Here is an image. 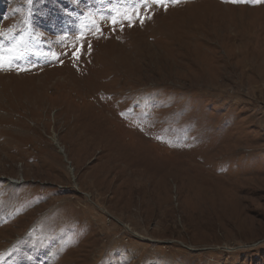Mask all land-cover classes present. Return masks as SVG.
<instances>
[{
  "label": "rangeland",
  "instance_id": "rangeland-1",
  "mask_svg": "<svg viewBox=\"0 0 264 264\" xmlns=\"http://www.w3.org/2000/svg\"><path fill=\"white\" fill-rule=\"evenodd\" d=\"M0 264H264V0H0Z\"/></svg>",
  "mask_w": 264,
  "mask_h": 264
},
{
  "label": "snow or ice",
  "instance_id": "snow-or-ice-1",
  "mask_svg": "<svg viewBox=\"0 0 264 264\" xmlns=\"http://www.w3.org/2000/svg\"><path fill=\"white\" fill-rule=\"evenodd\" d=\"M153 3H157V4H161L162 0H152ZM4 57L2 55H0V70H4Z\"/></svg>",
  "mask_w": 264,
  "mask_h": 264
}]
</instances>
